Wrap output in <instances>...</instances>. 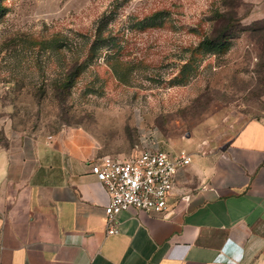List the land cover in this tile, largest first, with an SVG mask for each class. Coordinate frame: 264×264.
Returning a JSON list of instances; mask_svg holds the SVG:
<instances>
[{
	"label": "rangeland",
	"instance_id": "rangeland-1",
	"mask_svg": "<svg viewBox=\"0 0 264 264\" xmlns=\"http://www.w3.org/2000/svg\"><path fill=\"white\" fill-rule=\"evenodd\" d=\"M1 1L0 118L13 134L78 128L97 156L129 158L214 147L264 113V16L249 0ZM223 25L233 34L207 45Z\"/></svg>",
	"mask_w": 264,
	"mask_h": 264
},
{
	"label": "crops",
	"instance_id": "crops-1",
	"mask_svg": "<svg viewBox=\"0 0 264 264\" xmlns=\"http://www.w3.org/2000/svg\"><path fill=\"white\" fill-rule=\"evenodd\" d=\"M249 1L263 17L264 0ZM184 143L168 151L192 157L177 176L190 200L175 192L167 217L131 207L108 235L94 138L78 128L13 134L0 118V264H264L262 117L223 144Z\"/></svg>",
	"mask_w": 264,
	"mask_h": 264
},
{
	"label": "built area",
	"instance_id": "built-area-1",
	"mask_svg": "<svg viewBox=\"0 0 264 264\" xmlns=\"http://www.w3.org/2000/svg\"><path fill=\"white\" fill-rule=\"evenodd\" d=\"M261 117L264 121V113ZM191 160V155L185 152L174 154L160 148L139 149L129 158L109 154L97 157L91 164V172L109 194L105 207L107 234L120 232L118 215L131 207L167 217L174 210L170 199L175 192L179 191L181 201H189L190 193L184 188L177 189V176Z\"/></svg>",
	"mask_w": 264,
	"mask_h": 264
},
{
	"label": "trees",
	"instance_id": "trees-1",
	"mask_svg": "<svg viewBox=\"0 0 264 264\" xmlns=\"http://www.w3.org/2000/svg\"><path fill=\"white\" fill-rule=\"evenodd\" d=\"M6 10H7L6 6H4L2 1L0 0V15L5 14ZM234 29L235 28L233 26H230V25H223L222 27H218L215 30V34L212 36H209V38H206L205 42L209 46L221 45L223 43V41H225V39H227L231 34H233ZM75 69H77V68H75ZM75 76H76L75 70H73L72 72L70 71L68 73L67 80L65 83L66 86L72 85Z\"/></svg>",
	"mask_w": 264,
	"mask_h": 264
}]
</instances>
